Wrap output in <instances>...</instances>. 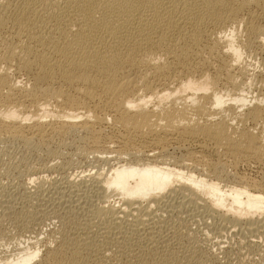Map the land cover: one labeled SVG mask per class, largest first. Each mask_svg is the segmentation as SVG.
I'll list each match as a JSON object with an SVG mask.
<instances>
[{"label":"bare ground","instance_id":"obj_1","mask_svg":"<svg viewBox=\"0 0 264 264\" xmlns=\"http://www.w3.org/2000/svg\"><path fill=\"white\" fill-rule=\"evenodd\" d=\"M104 123L119 145L101 142ZM69 138L96 171L91 161L68 167L62 151L64 185L47 175L61 162L17 169L40 185L30 215L22 211L51 213L60 227L1 243L0 263L194 264L197 241L190 257L175 244L190 237L181 222L199 219L257 245L264 185L229 169L264 166V0H0V144L31 151ZM187 143L215 160L196 148L189 165L171 155ZM10 195L0 196V219L16 205Z\"/></svg>","mask_w":264,"mask_h":264},{"label":"rangeland","instance_id":"obj_2","mask_svg":"<svg viewBox=\"0 0 264 264\" xmlns=\"http://www.w3.org/2000/svg\"><path fill=\"white\" fill-rule=\"evenodd\" d=\"M254 53H251V54H248V55H250L249 57H251V59H255L253 56L255 55H253ZM258 56V55H257ZM255 57H256V55H255ZM256 65V64H255ZM105 124H108V125H105ZM105 125V126H104ZM103 134V135H102ZM100 135H101V142H103V143H108V144H110L113 140H118L117 139V132L115 131H113L112 130V127L109 125V123H104L103 125H102V129H101V132H100ZM74 137V136H73ZM72 137V138H73ZM116 137V138H115ZM72 138H69V139H67V141L68 142H66V140H65V142L67 143V145L65 146V144H63V143H61L62 145H60V142H58V140L55 142V140L53 141V142H51L50 144H47L48 146L50 145V147L48 148V146L46 145H44V146H39V147H37L36 149L37 150H39V149H42V150H39L38 152H34V151H36V149H30L31 151H33V152H31V151H29V149H27V148H22V146L23 145H21V143L20 142H13V141H9V143H8V140H5V142L4 141H2L3 143H1L0 144V146H2V147H4V148H2V147H0V148H2V149H0V151H4V149H5V151L2 153L3 155H4V158H5V162H6V160L8 161V162H6V164L5 163H1V162H4L3 160H4V158H3V155H0V158H1V156H2V158L0 159V166L3 168V165H4V168L5 169H7V170H5L4 168V171L2 170V174L0 173V175H2V176H0V194H2V195H0V196H4V197H7L8 195H9V193L12 195H10V197H11V199L12 200H16V201H13V203L12 204H16L15 205V207L14 208H12V210H11V214H10V211H8V214L9 215H11V216H13V217H11V216H9V215H7V216H9V217H7L6 218V215L4 216V217H2V219H0V244H1V248H3L4 247V245L6 244L5 242H9V241H11L12 242V244H10V248H11V245H15V244H17L18 242H20L21 240H29L30 238L29 237H36L37 236V238H43V240H45V238L47 237V235H48V233H47V231L48 230H54V229H56V228H59L60 227V223L58 222V219L56 218V216H53L51 213L48 215V214H44L43 213V215L42 214H39V215H36V219H34V220H32L31 218H30V216L28 217V213H29V211H32V209L34 208V204L37 202V200L35 199V198H33V196L35 195L33 192H35L36 193V191H37V189H39L38 188V186L40 187V185H37V184H39V183H37L36 185L34 184V183H29V180H28V176H27V174H21V173H19L20 172V170H17V169H23L22 167H24V168H34V167H36L37 168V166H38V168H40V169H44V168H47V167H45V166H47V165H49V163H50V165H52V164H58V163H60V164H58V168H55V170L57 171V169H58V171L56 172L55 170L53 171V173L52 172H50L49 174H47V175H51L50 177L52 178V180H53V182L51 183L53 186H56V185H61V183L63 184L64 182H63V178H64V176L66 175L65 174V172L66 173H68V169H66L65 167H67V165H70L71 163L72 164H74V165H70V166H68V167H73V166H75L76 164V166H78V164L79 165H81L82 164V166H86L90 161L92 162V157H91V154L89 155L88 154V157H84V156H82V155H78L77 153H75V152H73V151H76V147L74 146L75 144H76V146H77V142H72L73 140H72ZM75 138H77V137H75ZM113 138V139H112ZM71 139V140H70ZM75 141V140H74ZM11 142H13V144H11ZM72 143V145H71V143ZM17 143V144H16ZM18 143H20V145H18ZM53 143H55L57 146H55V144H53ZM68 143H70V144H68ZM74 144V145H73ZM118 144V143H116V142H112V144H110V145H113V146H116V145ZM192 144V145H191ZM193 144L195 145V146H193ZM55 147H54V146ZM58 145H60V146H58ZM70 145H71V147H70ZM119 145V144H118ZM197 145V146H196ZM6 146V147H5ZM18 146V147H17ZM21 146V147H20ZM74 146V147H73ZM24 147V146H23ZM41 147V148H40ZM44 147H46V148H48V149H51V150H46V148H44ZM56 147H58V148H56ZM74 149H73V148ZM199 146H198V144H195V143H189V145H188V143H187V149L185 148V149H183L182 150V148L181 147H176V148H172V147H169V150H170V152H171V155H173V156H175V157H177V158H185V161H186V158H187V160L189 159V161L191 160L189 157H186V150H190V151H194V149H195V151L197 152V154L198 155H200V156H202L203 157V159L204 160H206V161H214L215 160V158H216V154H213L214 153V151L212 152V151H210L211 149L210 148H204V149H200V147L198 148ZM23 150H22V149ZM45 150H44V149ZM72 148V149H71ZM6 149L7 150H9V151H6ZM20 150V151H19ZM25 150H27L28 152L26 153V151ZM71 150H73L72 152H70ZM25 151V152H24ZM58 151H62L61 153L62 154H64L65 156H66V158H67V156L69 155L70 157H72V158H74V157H76L75 159H73L72 160V158H70L69 156V159H70V164H65V166L63 165L64 163H65V160H63V162H62V157H63V155H62V157H61V153L60 154H58ZM64 151V152H63ZM66 151H67V153H66ZM69 151V152H68ZM202 151V152H204V153H200V152ZM9 152V153H8ZM11 152V153H10ZM30 152V153H29ZM57 154V156H53V155H56L55 153ZM6 153V154H5ZM12 153H13V155H14V157H13V155H12ZM25 153V154H24ZM29 153V154H28ZM72 153V154H71ZM173 153V154H172ZM185 153V154H184ZM11 154V155H10ZM23 155V157H22V155ZM66 154H68V155H66ZM74 154H76L75 156H72V155H74ZM112 154V153H111ZM184 154V155H183ZM9 156V159H8V156ZM204 155V156H203ZM12 156V157H11ZM17 156V157H16ZM20 156V157H19ZM25 156V157H24ZM27 156V157H26ZM81 156V157H80ZM179 156V157H178ZM181 156V157H180ZM183 156V157H182ZM185 156V157H184ZM11 157V158H10ZM24 158V160L22 159V158ZM56 157V158H55ZM15 158H17V159H15ZM61 158V159H60ZM14 159H15V161L17 162L18 161V164L14 161ZM59 159V160H58ZM80 159V160H79ZM85 159V160H84ZM29 160V161H28ZM55 160V161H54ZM61 160V161H60ZM74 160H77L76 162L74 161ZM26 161L29 163V164H26ZM54 161V162H53ZM58 163H57V162ZM71 161H73V162H71ZM87 161H89L88 163H87ZM184 161V162H185ZM189 161L187 162H185V163H189ZM192 161V160H191ZM49 162V163H48ZM79 162V163H78ZM81 162V163H80ZM90 162V164H93V167H92V170L93 171H96V169H97V166L95 167V165H98V163H95L94 162V160H93V162L91 163ZM23 163H25L26 164V166H23ZM42 164V165H40V164ZM46 163H48V164H45ZM193 163V161L191 162V163H189V164H192ZM241 163V164H240ZM239 163V165L235 168V171L234 170H232L231 168L229 169V171H231V173L232 172H234L235 174L237 173L238 175H240V176H243L244 178H246L247 180V182L248 183H256V184H259V185H261V184H263L264 185V166H262L261 164H259V163H257V162H255V161H249V162H240ZM1 164H3V165H1ZM24 164V165H25ZM37 164H39V165H37ZM188 164V165H189ZM16 165H18V166H20V168L17 166V168L15 169L14 167L16 166ZM31 166V167H29V166ZM32 165H34V166H32ZM37 165V166H36ZM99 165H101V163H99ZM41 166H42V168H41ZM90 166V165H89ZM50 167V166H49ZM61 167V168H60ZM10 168V169H9ZM26 169V170H29V169ZM65 170H64V169ZM105 168H107L106 166H105ZM14 169V170H13ZM99 169V168H98ZM17 170V171H16ZM64 170V171H63ZM6 172V173H5ZM16 172H18L19 173V175H18V173H16ZM59 172V173H58ZM228 172V171H227ZM12 173V174H11ZM58 173V174H57ZM64 173V174H63ZM7 176V177H6ZM59 176V177H58ZM63 178H62V177ZM7 178H8V180H7ZM250 180H249V179ZM14 179V180H13ZM19 179V180H18ZM61 179V180H60ZM12 181V182H11ZM60 181H62L61 183H60ZM254 181V182H253ZM8 182V183H7ZM18 182V183H17ZM55 182V183H54ZM6 183V185H4ZM14 183V184H13ZM8 184V185H7ZM11 184V185H10ZM23 186H25V188H26V191L27 192H29L28 193V195L30 194V196H28L26 193V195L25 194H23L22 195V185ZM49 185V184H48ZM48 185L46 184V187H48ZM51 185V186H52ZM64 185V184H63ZM62 185V186H63ZM44 187H45V185H43ZM18 188V189H17ZM37 188V189H36ZM12 189V190H11ZM36 190V191H35ZM8 191H10V192H8ZM12 191V192H11ZM20 191V192H19ZM31 191V192H30ZM33 191V192H32ZM7 192H8V195H6L7 194ZM13 193V194H12ZM20 193V194H19ZM57 195V194H56ZM19 196H21L20 197V199H18V197ZM23 196V197H22ZM24 196H26V197H24ZM53 196H54V194H53ZM12 197H14V198H12ZM55 197V199H57L56 198V196H54ZM17 198V199H16ZM30 199H31V201H30ZM112 201H113V199H114V201H116L117 200V197L116 196H113V197H111L110 198ZM19 202H18V201ZM33 201V203H30V202H32ZM58 201V200H57ZM15 202V203H14ZM17 202L19 203L18 205H17ZM22 202V203H21ZM21 203V204H20ZM30 204V205H29ZM37 204V203H36ZM26 206L25 207V210L27 211V210H29V211H22V210H24V207L23 206ZM17 206V207H16ZM23 207V208H20V207ZM32 206H33V208H32ZM61 206V205H60ZM31 207V208H30ZM31 210H30V209ZM15 209H16V211H15ZM48 209V208H47ZM191 209V208H190ZM17 210H19V214H20V212H21V214H20V217L21 218H18L19 217V214L18 213H16L17 212ZM186 210H188V212L186 211ZM13 211V212H12ZM15 211V212H14ZM35 211H36V209H35ZM183 211H185V212H183ZM183 211L182 212H180L179 213V216H181V214L182 213H185L186 215H184V214H182V215H184L186 218H189L190 217V215H188V213L190 214V211L191 210H189V208L188 209H183ZM37 212V211H36ZM47 212H50V211H47ZM15 213H16V215H15ZM27 213V214H26ZM15 216H17L18 215V219L15 217L14 218V215ZM22 215L24 216H26V218H29L28 220L29 221H31V222H24V221H28L26 218H25V216H24V221H23V217H22ZM29 215H30V213H29ZM41 215V216H40ZM189 217H188V216ZM40 216V217H39ZM54 217V218H53ZM183 216H181V219H183L182 218ZM14 219V220H13ZM17 221H16V220ZM198 219H199V216H198ZM177 220V219H176ZM174 221L175 222V227H178L179 226V224L180 223H176V222H179L178 220L177 221ZM16 221V222H15ZM38 221V222H37ZM35 222V223H34ZM191 222V223H190ZM29 223H30V225H29ZM32 223H33V225H32ZM36 223H38V224H36ZM46 224V225H45ZM182 224L184 225V227L182 226ZM27 225V226H26ZM29 225V226H28ZM38 226V227H37ZM184 228H182V227ZM186 226H187V228H186ZM194 226V227H193ZM210 225H207L206 226V224L202 221V220H197V222L195 221V222H193L192 223V221H189L186 225L184 224V223H182L181 222V225L177 228L178 230H179V228H182L184 231H188L189 233H190V237L185 233H181L183 230H177V232L178 233H181L182 234V236H181V234L179 235V237L181 238L180 240H179V242L178 243H176V241H175V245L178 247V252H179V256H181V257H183V256H187L188 257V255H189V257H190V255L193 253L191 250H190V247L189 246H191L190 244H193V242L191 241V240H193V241H197V242H195V244H193L194 246H197L196 248H198L199 250H200V247H201V251H199V252H196V253H198L199 255L197 256L196 255V257L194 256V258H192L193 259V263L194 264H264V226H263V229H262V233H263V235H262V233H261V235L259 236V237H257L256 238V240H257V245L256 244H251V245H249L245 240L250 236V233H247L246 232V234H244V235H241L242 233L241 232H237V233H239V234H235V235H223V234H220V231H219V229H217L215 226L214 227H212V226H210ZM34 227V228H33ZM212 227V228H211ZM38 228V229H37ZM209 230V231H208ZM215 230V231H214ZM1 231H3V232H5V233H3L2 234V232ZM8 231V232H7ZM205 232V233H204ZM7 233H9V234H7ZM47 233V234H46ZM241 233V234H240ZM38 234V235H37ZM248 234V235H247ZM3 235H5V236H3ZM219 235V236H218ZM244 236H246V237H244ZM185 237V238H184ZM3 240H2V239ZM241 238V239H240ZM250 238V237H249ZM221 240L222 239V241L224 242V243H227L228 245H227V248H224V250H222V248L221 249H218V245H217V243H216V241L217 240ZM211 240V241H210ZM225 240H227L226 242H225ZM241 240V241H240ZM17 243H16V242ZM245 241V242H244ZM189 242H190V244H189ZM259 242V243H258ZM180 243V244H179ZM215 243V244H214ZM55 243L54 242H52V246L54 245ZM3 245V246H2ZM184 247H183V246ZM211 245V246H210ZM259 245V246H258ZM198 246H200V247H198ZM248 246V247H247ZM256 246V247H255ZM42 247V246H41ZM180 247V248H179ZM183 247V248H182ZM188 247H189V249H188ZM182 248V249H181ZM214 248V249H213ZM8 249H9V247H8ZM187 249V250H186ZM183 250H185L184 252H183ZM193 250V249H192ZM9 251V250H8ZM8 251H0V255H2V253L3 252H8ZM183 252V253H182ZM186 252V253H185ZM192 252V253H191ZM205 252V253H204ZM202 253V254H201ZM180 254H183V255H180ZM185 254V255H184ZM188 254V255H187ZM201 255V256H200ZM200 256V257H199ZM204 257V258H203ZM202 258V259H201ZM198 259V260H197ZM199 262V263H198ZM33 264H34V261L32 262ZM0 264H2V263H0Z\"/></svg>","mask_w":264,"mask_h":264}]
</instances>
